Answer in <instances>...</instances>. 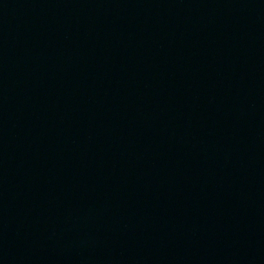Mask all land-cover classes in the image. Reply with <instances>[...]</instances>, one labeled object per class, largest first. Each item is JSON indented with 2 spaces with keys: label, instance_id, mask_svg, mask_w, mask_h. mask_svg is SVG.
<instances>
[{
  "label": "water",
  "instance_id": "obj_1",
  "mask_svg": "<svg viewBox=\"0 0 264 264\" xmlns=\"http://www.w3.org/2000/svg\"><path fill=\"white\" fill-rule=\"evenodd\" d=\"M0 103L264 137V0H0Z\"/></svg>",
  "mask_w": 264,
  "mask_h": 264
}]
</instances>
